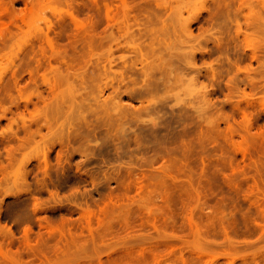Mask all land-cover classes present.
Segmentation results:
<instances>
[{"label": "rangeland", "instance_id": "1", "mask_svg": "<svg viewBox=\"0 0 264 264\" xmlns=\"http://www.w3.org/2000/svg\"><path fill=\"white\" fill-rule=\"evenodd\" d=\"M240 1L0 0V264H264Z\"/></svg>", "mask_w": 264, "mask_h": 264}, {"label": "bare ground", "instance_id": "2", "mask_svg": "<svg viewBox=\"0 0 264 264\" xmlns=\"http://www.w3.org/2000/svg\"><path fill=\"white\" fill-rule=\"evenodd\" d=\"M246 1H247V2H250L249 0H246ZM246 1L243 0V3H242V1H240V2L242 3V4H241V7H242V8L245 7V6H246V8H247V5H249L248 3L246 4ZM238 2H239V1H238ZM216 3H217V2H216ZM218 3L220 4V2H218ZM222 3H223V2H222ZM222 3H221L220 5H222ZM250 3H251V2H250ZM234 4H235V3H234ZM234 4H233V5H234ZM225 5H227V4H225ZM223 6H224V3H223ZM223 6H222V7H223ZM227 7H228V6H227ZM234 7H236V6H234ZM223 8H224V7H223ZM225 8H226V7H225ZM238 8H239V7H238ZM249 8H250V7H249ZM249 8H248V9H249ZM227 9H228V8H227ZM230 9H231V8H230ZM212 11H213V10H212ZM209 12H210V11H209ZM214 12H215V11H214ZM250 12H251V11H250ZM215 13H216V12H215ZM215 13H214V14H215ZM226 14H228V12H226ZM210 15H211V14H210ZM212 15H213V14H212ZM256 15H257V14H256ZM254 16H255V15H254ZM226 17H227V16H226ZM231 18H232V17H231ZM252 18H254V17H252ZM232 19H233V18H232ZM255 19H256V17H255ZM257 19H258V18H257ZM233 20H236L235 22H237V18H235V19H233ZM259 20H260V19H259ZM240 23H241V22H240ZM248 23H249V22H248ZM261 23H262V22H261ZM242 24H243V23H242ZM256 24H257V23H256ZM259 24H260V23H259ZM260 25H261V24H260ZM238 26H239V25H237V27H238ZM242 27H243V26H242ZM247 27H248V26H247ZM256 27H257V26H256ZM256 29H257V28H256ZM210 32H211V31H210ZM219 40H220V39H219ZM248 46H249V45H248ZM200 48H201V47H200ZM202 50H203V49H202ZM255 51H256V50H255ZM195 52H196V51H195ZM201 53H202V52H201ZM253 53H254V52H253ZM256 53H257V52H255V54H256ZM256 55H258V54H256ZM254 56H255V55H253V57H254ZM257 57H258V56H257ZM257 57H256V58H257ZM263 63H264V62H263ZM260 66H261V65H260ZM262 67H263V66H262ZM214 70H215V69H214ZM235 71H236V70H235ZM247 71H248V70H247ZM215 73H217V72L215 71ZM245 73H246V72H245ZM245 73H244V75H245ZM247 73H248V72H247ZM220 74H221V73H220ZM239 74H240V73H239ZM249 74H250V73H249ZM32 77H33V75H32ZM249 77H250V75H249ZM250 78L253 79L252 77H250ZM263 87H264V85H263ZM19 88H20V87H19ZM38 91H39V89H38ZM40 93H42V92H40ZM22 95H23V93H22ZM36 95H37V94H36ZM38 95H39V94H38ZM248 96H249V95H248ZM22 97H23V96H22ZM41 97H43V96L41 95ZM250 97H251V96H250ZM262 97H263V96H262ZM16 98H17V97H16ZM1 100H2V99H1ZM32 100H33V98L31 99V101H32ZM41 100H42V99H41ZM41 100H40V101H41ZM17 101H19V100L17 99ZM31 101L29 100L28 102H31ZM14 102H16V101H14ZM32 102H33V101H32ZM17 104H18V103H17ZM18 105H20V104H18ZM15 106H16V105H15ZM18 108H19V107H18ZM2 110H3V109H2ZM3 112H4V111H3ZM8 112H9V111H8ZM3 114H4V113H3ZM6 117H7V116H6ZM4 118H5V116H4ZM18 118H19V116H18ZM21 120H22V119H21ZM17 122H18V121H17ZM19 122H20V120H19ZM13 123L16 124V122H13ZM19 124H21V123H19ZM16 125H17V124H16ZM26 125H27V124H26ZM26 125H24V127H25ZM18 127H19V130H20L21 125H20V126L18 125ZM24 127H23V128H24ZM27 127H28V126H27ZM21 129H22V128H21ZM25 130H26V129H25ZM25 130H24V131H25ZM14 131L17 133L16 130H14ZM27 131H29V130H27ZM4 132H5V131H4ZM19 132H20V131H19ZM19 132H18V134H19ZM9 133H10V132H9ZM12 133H13V132H12ZM12 133H11V134H12ZM0 135H1V134H0ZM6 135H9V134L6 133ZM12 135H13V134H12ZM9 136H10V135H9ZM15 136H16V135H15ZM11 137H12V136H11ZM6 138H7V137H6ZM13 139H14V138H13ZM14 140H15V139H14ZM18 140H19V139H18ZM21 140H22V139H21ZM21 140H20V141H21ZM21 142H22V141H21ZM21 142H20V143H21ZM18 143H19V141H18ZM22 143H23V142H22ZM23 144H24V143H23ZM20 145H21V144H20ZM20 145H19V146H20ZM15 147H16V146H15ZM9 149H10V148H9ZM11 149H12V147H11ZM16 149H17V147H16ZM13 152H14V150H13ZM9 153H10V155H11V152H9ZM13 154H14V156H15L17 153H16V154H15V153H12V155H13ZM7 155H8V154H7ZM14 156H13V158H14ZM15 157H16V156H15ZM10 158H11V157H10ZM11 159H12V158H11ZM11 159H10V160H11ZM13 161H14V160H13ZM10 162H11V161H10ZM5 168L7 169V167H5ZM1 169H2V168H1ZM0 171H1V170H0ZM4 171H5V170H3L2 173H3ZM6 173H7V172H5L4 174H6ZM3 176H4V175H3ZM5 176H6V175H5ZM3 178H4V177H3ZM3 178H2V179H3ZM4 179H5V178H4Z\"/></svg>", "mask_w": 264, "mask_h": 264}]
</instances>
